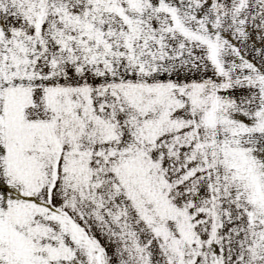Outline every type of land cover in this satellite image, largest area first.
<instances>
[{
	"label": "snow or ice",
	"instance_id": "snow-or-ice-1",
	"mask_svg": "<svg viewBox=\"0 0 264 264\" xmlns=\"http://www.w3.org/2000/svg\"><path fill=\"white\" fill-rule=\"evenodd\" d=\"M0 264H264V0H0Z\"/></svg>",
	"mask_w": 264,
	"mask_h": 264
}]
</instances>
